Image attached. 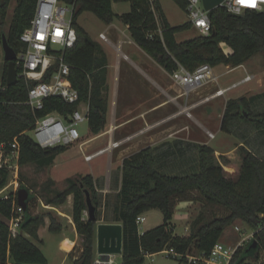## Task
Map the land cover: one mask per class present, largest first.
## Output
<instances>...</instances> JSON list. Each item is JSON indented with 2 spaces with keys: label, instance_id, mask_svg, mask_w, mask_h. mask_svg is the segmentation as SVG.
Segmentation results:
<instances>
[{
  "label": "trees",
  "instance_id": "trees-1",
  "mask_svg": "<svg viewBox=\"0 0 264 264\" xmlns=\"http://www.w3.org/2000/svg\"><path fill=\"white\" fill-rule=\"evenodd\" d=\"M11 1L0 0V41L6 34L9 45L19 53L26 50L20 36L30 26L37 0H16L13 19L6 31ZM60 1L67 5L75 4L73 26L77 42L74 48L66 51L65 62L71 66L70 79L79 92L80 102L89 103L88 125L93 136L104 132L108 125L109 101L103 96L108 61L102 47L78 22L85 12L93 13L107 25L119 19L128 27L136 45L169 74L177 71L179 64L190 71L203 64L212 68L221 65L238 67L259 53L264 55V12L246 10L235 15L224 8H216L210 12L212 31L209 36L198 35L179 42L176 35L192 29V26L186 23L172 27L159 0H155V7L160 18L161 34L150 0ZM177 2L186 11V3L183 0ZM121 3L130 4V11L117 15L113 6ZM223 43L233 50L231 55L225 54L221 46ZM7 73L6 62L3 90H0V142L18 139L20 167H51L60 155L70 149L69 146L42 149L26 132L33 130L36 116L52 112L66 116L76 109V105L49 99L45 102L44 111L35 113L24 105L28 99L25 81L20 79L8 87ZM222 131L241 140L238 152L242 164L235 178L229 177L222 166L230 164L227 158L221 156L217 159L209 146L183 141H175L166 149L165 145L146 148L125 159L122 167L112 173L111 190L118 191L112 204L116 206L118 218L110 217L107 212L104 218L107 222L122 223L121 264H144L146 256L158 254L166 248H174L180 253L209 252L220 241L226 228L238 220L256 231L258 249L264 251V156L259 155L264 149V93L250 99H230ZM164 155L168 161L171 160V168L167 166L165 169L161 163ZM9 180L10 173L0 169V191L7 187ZM47 183L49 187L55 182L50 179ZM67 183L63 191H47L46 205H65L73 196L72 219L83 240L81 254L74 264H95L97 223L85 216L88 213L85 190L97 209L98 219H101L103 186H99L91 174L68 178ZM22 188L28 191V205L20 232L12 237L8 221L12 218L13 207ZM20 189L8 199L0 197V264H48L39 247L43 243L39 238V229L46 224V219L50 221L48 231L53 234L61 233L62 225L52 212L32 214L30 210L32 203L35 204V195L24 185H20ZM110 197L106 198V207ZM199 198L208 206L224 208L225 214L208 216L202 213L191 224L188 236H174L172 221L178 204ZM152 210L162 213L163 223L141 234L137 217ZM255 252L244 248L238 252L236 259L253 256Z\"/></svg>",
  "mask_w": 264,
  "mask_h": 264
},
{
  "label": "rangeland",
  "instance_id": "rangeland-1",
  "mask_svg": "<svg viewBox=\"0 0 264 264\" xmlns=\"http://www.w3.org/2000/svg\"><path fill=\"white\" fill-rule=\"evenodd\" d=\"M159 1L166 18L172 27L182 26L188 22L189 18L187 13L179 5L177 0H159ZM16 5H17L16 0H12L6 18V24H5L6 31L8 30V27L12 22ZM113 9L117 15H122L123 13L129 12L130 5L128 3L114 4ZM78 22L94 38L97 39L99 38V33L107 30L108 28L106 23L98 19L91 12L83 13L78 19ZM114 26L118 30L120 29L122 30L123 33L121 34V37L123 40L125 39L128 42L131 40L129 39V36H126L128 34V31L126 30L124 23H122L119 19H116L114 21ZM198 35L199 33L197 32V30L192 28L188 31L178 33L176 35V39L182 42L184 40L194 38ZM123 50L126 52L125 48ZM151 60L154 62L153 63L152 61H150L151 64L153 66H156L155 64L157 63L152 58ZM151 66L150 68L154 69L155 73L158 72L160 78H162L163 81L165 80L164 85L166 87V90H168L170 95L172 96V99L169 101V103H167L168 105H165L161 109L157 111H153L149 114L150 115L149 118L151 119L156 118V120L161 119V121L160 122L156 121L153 125H151L150 129H148L147 131H143L142 136H149L150 134L148 132H151L156 128H160V130L162 131L165 129L166 126L169 125V129H167V132H169V135L174 139L177 137L180 138L182 137V138L198 139L203 142H209V139L216 140L215 145L213 144V146H215L214 148L224 152L225 155L222 154L221 156H224L230 161L229 165L224 164V166L226 167L225 172L229 177L235 178L238 175L242 163V158L238 152V147L240 145L241 140L240 138L236 139V137L235 138L226 137L225 140H223L219 138L220 134L216 138L215 131H217L221 117L220 115L222 114V111L224 110L225 107V103H226L225 99L228 97L230 98V96H232V93L236 90L235 89L236 87L233 88V90H231L230 92L226 93L225 96L221 98H216L215 96L217 95V92L220 90V88H224L225 86L234 83L236 80L233 79L230 82L220 81L218 84L209 83L204 87L191 92V94L187 98L182 95L183 91L179 86H177L172 81L168 72H166L159 65L158 67L157 66L151 67ZM5 67H6L5 53L2 46V42L0 41V90L3 89L2 84L5 75ZM245 67L247 68L248 71L259 74V78H258L259 85H264V55H262L261 53L255 55L252 59H250L249 62L245 63ZM225 70H226V66L221 65L214 70L215 72L214 74L224 79H229L232 77L243 78L246 75L244 68H239L234 72H232L231 74L222 77L221 75L222 73L225 72ZM151 74L155 75L152 72ZM234 84H232L231 86H233ZM250 86H253V84L251 83ZM239 89L243 90L242 87H240ZM241 90H237L236 93ZM263 91H264V87L258 88L256 92H263ZM158 94H159L158 97L154 101H151L149 103L150 106L152 104L153 105L156 104V102L160 103L162 101L160 100L159 96L163 97V94L161 93ZM148 107L146 106V109ZM199 122L203 123V125H205V127L211 130L212 132H208L206 128L205 130L202 129V127H200ZM142 124H145V120H143V123H141V121L139 122L136 120L126 123V125L122 128V130L128 133L137 132V134L133 138L127 139V141H123V143H121L120 146L116 142H119L124 139L115 138V140H113L115 142L113 145L119 147L117 149H113V151L112 150L108 151L106 150L107 147L110 146V139L108 135L99 138L93 143H89L85 145V142L88 141L92 136L89 131V125L87 122H85L79 127L80 133L83 136L81 142L69 146L70 149L66 153L60 155L56 159L55 164L53 166L44 169H40L36 165H28L25 167H20V172H19L20 185H24L25 188L30 189L36 198L35 204L32 203L30 212L32 214H40V213L42 214V213L52 212V214L55 217H57V211L52 209L51 206L49 207L46 205L45 196L48 190L54 192L63 191L68 186L67 183L68 178L77 177L79 175H87L91 172L92 173L94 172V175L96 177L102 175H109L112 170H113L112 172H114L120 166V159L122 158V156L121 154H119V152L122 149L130 148L129 152L134 153L141 146L143 148L144 146L153 143L154 142L153 140L140 139L138 133L141 132V130H138V128L136 127L137 126L141 127L143 126ZM109 125L110 123L108 117V125L104 132L109 131L110 129ZM146 127L147 126H145V128ZM122 130H120L121 133H123ZM26 134L32 140H35L34 133L32 131H27ZM222 136L223 135H221V137ZM140 141L142 143H140ZM103 150L106 151L102 153ZM98 152L101 154L95 157L92 161L88 162L85 160L86 156L93 155ZM259 155L264 156V149L260 150ZM112 159H113V165L111 164ZM50 179L54 180L55 183L53 186L48 187L47 182ZM11 181L12 178H10L9 183ZM14 188H15L14 185L10 186L8 184V186L4 189L0 197L10 196L12 193H14L15 191ZM67 204L68 201L65 205ZM180 204L183 205L177 208L176 214L181 212L187 214L186 220H181L176 216L172 221L173 234L174 236H179V237L188 236L190 234L191 224L199 217L200 214L203 213L208 216H213V215L222 216L223 214H225L226 211L224 208H222L223 210L219 209L221 207L217 208V207L208 206L200 198L196 201L180 202L178 205ZM145 218H146V222L139 226L140 233H144L147 230L155 229L158 226L162 225L163 223V215L158 210H154V211L152 210L151 212L146 213ZM235 227H239L242 230V232L245 234L256 232L253 229L249 228L244 222L238 220L233 225L226 228L220 239L222 243L235 245L241 240V236L239 233L235 231ZM44 237H46V245L41 246L42 251L48 257L50 264H56L57 262L59 263L62 259V252L59 248V244H57L56 242L57 237L48 230ZM121 263H122V258L117 257L115 264H121ZM144 264H177V262L173 258H170L167 254L160 252L153 256H147Z\"/></svg>",
  "mask_w": 264,
  "mask_h": 264
},
{
  "label": "built area",
  "instance_id": "built-area-1",
  "mask_svg": "<svg viewBox=\"0 0 264 264\" xmlns=\"http://www.w3.org/2000/svg\"><path fill=\"white\" fill-rule=\"evenodd\" d=\"M183 1L187 6L186 13L189 18L187 23L191 24L199 35L209 36L212 31L210 19L212 10L206 9L204 0ZM150 3L161 34L155 0H150ZM216 8H224L235 15L243 14L246 10L264 12V0H223ZM75 10V4L67 5L60 0H37L30 26L20 36V41L26 45V50L16 53L15 67L18 80H24L28 88V99L24 105L35 113L44 111L45 102L49 99H60L68 105H76V109L66 116L52 112L42 117H35L33 141L42 149L71 146L81 142L83 136L79 127L89 122V103L80 102L79 92L73 87L70 79L71 66L65 62L66 51L74 48L77 42V33L73 26ZM169 75L183 91V96H189L203 84L217 81L213 68L208 64L200 65L194 71L187 70L179 64V69ZM252 78L246 75L242 82L224 90L220 89L217 94L223 95L243 82H250ZM92 157L86 156L85 160L91 161ZM19 159L20 144L17 138L0 142V169L10 173L12 181L9 185H14V193L20 189ZM3 191L4 189L0 191V195ZM8 197L1 198L8 199ZM17 202L13 207L12 218L8 221L12 237L19 234L25 212V208ZM145 222L144 214L137 217L138 226ZM235 231L241 236V240L235 245L219 241L209 252L180 253L174 248H166L162 253L173 258L177 264H264V251L258 248L254 250L255 255L241 260L236 259L240 250L248 249L256 240V232L245 234L239 227H235ZM95 263L104 264L99 258Z\"/></svg>",
  "mask_w": 264,
  "mask_h": 264
},
{
  "label": "crops",
  "instance_id": "crops-1",
  "mask_svg": "<svg viewBox=\"0 0 264 264\" xmlns=\"http://www.w3.org/2000/svg\"><path fill=\"white\" fill-rule=\"evenodd\" d=\"M130 5V4H129ZM130 11V10H129ZM127 13V12H126ZM125 14V13H123ZM108 28L105 31H102L99 33V38H94L86 29V32L90 35V37L97 42L103 49L106 57H107V81L105 88L103 90V96L109 101V123H110V129L107 132H104L102 134L92 136L88 141L85 142V145L89 143H93L99 138L108 135L110 139V146L107 147L106 150H112L117 149L123 141H127V139L133 138L136 133H128L122 130V128L126 125V123H129L131 121H141L143 123V120H145V124H142L143 126H137L138 130H141V132L138 133L140 139L144 140H153V143H150V145L142 146L135 151L134 153L129 152L130 148H124L122 149L119 154H121L122 158L120 159V166L118 168H121L123 165V161L127 158H130L131 156L141 152L142 150L146 148H156L162 145H165V149L167 145H171V143L175 141H183V142H189V143H194L198 145H206L212 148L215 152V156L217 159L220 158V156L223 154L225 155L224 152L220 151L219 149H215L213 144L215 145L216 140H210L209 142H203L198 139H190V138H173L169 135V132H167V129H169V125L165 127L164 130H160V128H156L151 132H148L150 135L149 136H142L143 131H147L148 129L151 128V125H153L156 121L160 122L161 119L156 120V118H149L150 113L153 111H157L161 109L163 106L168 105L169 101L172 99V96L170 95L169 91L166 90L165 87V80L163 81L162 78H160V75L158 72H154V69H151L150 66L152 65L150 61L151 57H149L142 49H140L136 43L133 41L131 38L130 32L128 27L125 25L126 30L128 31V34L126 36H129L130 41L128 42L125 39L123 40L121 37V34L123 33L122 30H118L115 26L114 23L107 25ZM102 35L104 37H102ZM185 41V40H184ZM180 42V41H179ZM222 49L225 52L226 55H231L233 53V50L228 47L225 43L222 45ZM125 48L126 52L123 50ZM114 49V50H112ZM250 61V60H249ZM248 61V62H249ZM153 62V61H152ZM154 63V62H153ZM247 63V62H246ZM157 67L158 65L155 64ZM156 66H151V67H156ZM219 67V66H218ZM213 68V70L217 69ZM160 68V67H159ZM239 68H244L246 75L252 76V80L250 82H243L239 84L235 89V91L232 93V96L230 98H226L225 101V107L224 110L222 111V114L220 115V121L219 125L217 128V131H215V136L216 138L218 135L220 136V139L225 140L226 137L228 138H235L233 135L228 134L224 131H222V121L223 117L225 114L227 102L230 99H237V98H247L250 99L253 96L260 95L263 92H256L258 88L264 87V85H259L258 78L259 74L253 73L247 70L245 67V63L243 65H240L238 67H232V66H226V70L224 73H222V77L231 74L235 70ZM162 71V70H161ZM154 73L155 75L151 74ZM158 73V74H157ZM215 73V72H214ZM245 75V76H246ZM217 77L216 82H209V83H219L220 81L222 82H230L233 79L236 80L234 83H239L242 82L243 78L240 77H232L229 79H224L219 77L218 75H215ZM203 84L196 90L204 87L205 85L209 84ZM232 83V84H234ZM253 84V86H250V84ZM232 84L227 85L225 87L229 88ZM224 87V88H225ZM240 87L243 88V90L239 89ZM224 88H220L224 90ZM226 89V88H225ZM194 90V91H196ZM233 90V89H231ZM226 91L223 95H216V98H221L225 96L226 93L230 92ZM237 90L238 91L236 93ZM193 92V91H192ZM158 93L163 94V97H160V100H162L160 103L152 104L151 106L149 103L151 101H154L158 97ZM191 94V93H190ZM189 94V95H190ZM189 97V96H185ZM146 106L148 107L146 109ZM156 117V116H154ZM200 123V127L205 130V125L203 123ZM149 125V126H148ZM145 126H147L145 128ZM141 128V129H140ZM163 128V127H162ZM119 130V131H118ZM123 133H121V131ZM208 132H212L211 130L207 129ZM172 133V132H171ZM146 135V134H145ZM221 135H223L221 137ZM138 137V138H139ZM115 138H120L124 139L119 142H116L119 146H114L113 144L115 143L113 140ZM157 139V140H156ZM219 139V140H220ZM237 139V138H236ZM156 140V141H155ZM140 143H142L140 141ZM145 143V142H144ZM139 146V145H138ZM241 146V143L240 145ZM239 148V147H238ZM237 149V148H236ZM106 150H103L102 153ZM164 150V148H163ZM101 153H95L91 156L94 158L97 157ZM160 154H158L159 156ZM160 157V156H159ZM93 158V159H94ZM92 159V160H93ZM91 160V161H92ZM183 161V160H182ZM90 162V161H88ZM185 162V161H183ZM166 169L167 166L171 168V160L168 161L166 155H164L163 160L161 162ZM113 165V159L112 163ZM242 164V163H241ZM224 170L225 166L222 164ZM241 167V166H240ZM117 168V169H118ZM116 169V170H117ZM115 170V171H116ZM240 170V169H239ZM113 171V170H112ZM110 172L109 175H102L96 177L94 175V172L89 173L93 176V178L98 182V185L103 186V196H104V202L102 203L101 206V219H98L97 225L101 223H114V224H120V222H107L104 218V214L107 212V214L112 217V218H118V212L116 209V206H114L112 203L115 201L114 196L117 195L118 191H112L111 190V176L113 172ZM239 173V172H238ZM237 177V176H236ZM54 181V180H53ZM55 182V181H54ZM108 195H111L109 199V204L107 203V207L105 205L106 203V198ZM1 196V195H0ZM72 202V203H70ZM183 204H180L177 206L181 207ZM50 207V206H49ZM52 209L57 211V219L59 223L62 225V231L59 234H53L57 237V244H59V248L62 252V259L61 261L56 264H74V262L79 258L81 251H82V238L78 235L76 231L75 224L72 219V211H73V197L70 196L68 198V204L67 205H62L59 207H52ZM176 208V212H177ZM154 211V210H153ZM151 212V211H149ZM148 213V212H147ZM146 213H144L145 215ZM187 214L185 213H178L175 214V217L177 216L181 220H186ZM86 218L88 217L87 214H85ZM68 217V219H66ZM50 221L49 219H46V224L39 229V238L43 241L42 245H40V249L42 251L41 246L46 245V237H44L47 233L48 227H49ZM43 252V251H42ZM44 254V252H43ZM45 255V254H44ZM46 256V255H45ZM121 257L122 255H116L111 258V264H115L116 258ZM48 264H50V261L48 257L46 256ZM95 262L98 260V254H97V230H96V243H95Z\"/></svg>",
  "mask_w": 264,
  "mask_h": 264
},
{
  "label": "water",
  "instance_id": "water-1",
  "mask_svg": "<svg viewBox=\"0 0 264 264\" xmlns=\"http://www.w3.org/2000/svg\"><path fill=\"white\" fill-rule=\"evenodd\" d=\"M223 0H204L207 10H214ZM2 46L5 53V60L8 63L7 86L16 84L18 80L17 70L15 67L16 52L9 45L6 34L1 37ZM87 204H88V217L94 222H98L96 215L97 209L92 204L90 194L86 191ZM28 191L20 189L18 192V204L25 209L28 205ZM258 248V242L254 240L249 246L248 251ZM123 253V227L120 224L114 223H101L97 225V254L99 260L104 264H109L113 256L122 255ZM98 264V263H95Z\"/></svg>",
  "mask_w": 264,
  "mask_h": 264
},
{
  "label": "bare ground",
  "instance_id": "bare-ground-1",
  "mask_svg": "<svg viewBox=\"0 0 264 264\" xmlns=\"http://www.w3.org/2000/svg\"><path fill=\"white\" fill-rule=\"evenodd\" d=\"M214 138V137H213ZM94 157H92L90 160H92ZM29 207V206H28ZM88 214V213H87ZM66 219H68V217L66 218Z\"/></svg>",
  "mask_w": 264,
  "mask_h": 264
}]
</instances>
